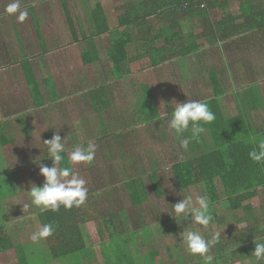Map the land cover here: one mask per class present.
<instances>
[{"label": "trees", "instance_id": "16d2710c", "mask_svg": "<svg viewBox=\"0 0 264 264\" xmlns=\"http://www.w3.org/2000/svg\"><path fill=\"white\" fill-rule=\"evenodd\" d=\"M80 1L83 7L90 1L94 2V7L90 10L91 23L86 29L88 33L81 30V38L75 37L77 43L84 41L88 44L87 47L83 48V52L80 55L81 62L83 65H89L99 61L96 47L90 40L98 36L107 35L108 39H110V51L108 54L110 68L109 71L104 70L102 76L88 84L84 90H77L72 94H62L63 91L61 93L58 90L52 77H47L43 80L46 89V95H44L38 85L39 83L35 77L29 57L25 54L24 59L20 61L24 79L32 99L35 101V107H46L43 110L46 112H50L53 109L57 111L63 110L65 106H68V102L74 99L75 94L79 93L84 100L83 103H86L87 109L92 111L96 117V122L102 119L105 120L108 112L113 111L111 95L108 94L111 82L117 84L129 76L139 75L143 71L140 64V56L130 57L128 54V48L135 45V40H133L134 31H138L140 36L150 34V30L153 27L152 22L155 19L160 23V27L150 37L153 45L148 47L149 50L146 53L148 58H150V62L155 66L158 65V57L163 59L160 61L161 63L167 61L169 56L176 52L181 57L187 58L200 47H202V51L210 49V53L216 54L215 58L217 57L216 61L218 62L220 54L227 47L230 48L229 41L231 37L236 35H241L237 46L240 47L239 51L242 53H248L247 48L242 50V47H255L252 43L256 41V36L262 41L264 40V0H237L239 1L238 13L232 14L228 11L227 15L222 12V15H218L221 17L217 21L210 20L211 15L218 14V11H215L218 9H215V7L225 11L231 0H222L221 3L223 5L221 4L220 6L217 4L220 0H205L206 7L204 9H199V2H194L193 0H139L135 4L126 6L123 13L117 16L119 25L115 28L110 27L108 18L100 5V0ZM63 8L66 11L69 29L75 36V29L67 12L68 6L65 3ZM185 18L191 20L188 26H186V22L181 21ZM166 22H168V26ZM199 29H201L200 32ZM36 30L42 52L46 53L41 33L38 29ZM146 31L147 33H145ZM187 34L190 37L191 46L186 42ZM162 38H164L165 44L161 48L156 47L154 41ZM197 40L201 42L200 45ZM179 47L183 49L180 51L178 50ZM258 55L264 56L262 52ZM9 62L11 65L19 63L18 60L12 59ZM239 62L240 68L247 67V69L238 71L237 78L230 79L232 73L218 69L215 63L214 69L208 71L207 84L205 85L204 83V88L194 91L196 97L192 96V100L197 98L199 101L207 102L209 109L215 114L216 118L210 124L204 125L206 132L201 134L198 140L190 143L187 152L180 148L179 139L168 129L167 121L161 118L164 107L163 102L165 103L164 111L167 113L173 110V102H182L162 100L158 94L153 93L141 81L142 92L136 95V99L127 105L125 110L122 109L124 116L110 120L106 118L107 123L112 126V130L120 132L128 128L154 127L159 141L165 140L167 145L160 144L157 147L156 158L147 159V166L143 168L136 164L140 162V158L132 160V156L128 157L119 151L123 155H120V165L117 166V170L113 161L115 152L107 151L104 153L99 146L98 154L100 158L97 160L98 158L94 154V160L91 163L93 169L97 171L95 166H98V163L103 166L102 161L107 162L111 159V163L107 165V172L104 173L105 177L95 178L93 176L90 179V184L89 182L85 184L88 188L86 201L78 207L73 206L65 209L61 206L56 212H42L39 210L37 214V222L40 226L44 223H51L55 229L54 233L47 239V242L50 243L48 260H38V253L34 251L35 249L32 252L23 249V245L14 247L11 235L1 225L0 252L15 248L18 253L16 256L18 264H27L29 256L37 264H50L60 259H63L65 264H137L134 256H137L138 248L135 246L136 241L134 240H139V237L144 232L146 233L143 235V239L147 240L148 238L151 239L154 233L159 232L167 250L168 243H170L166 236L168 234L166 228L172 218L169 221H165L162 220L159 214H152L150 211L148 218L151 217L153 219L150 220L151 223L159 220V229L154 226L151 229L150 226H147L150 224L143 220V218L146 220L143 216V210L145 209L146 211L149 207L148 205L152 202L151 193H154L159 198L160 196H165L162 197V200L170 198L171 200H167L168 203L171 201L177 203L184 198L182 195L192 197V194L196 193L197 196L204 189L207 190L213 219L209 224V230H207L208 225L206 227L197 226L193 231H198L205 235L206 238L212 232H221L220 226L223 222L219 218L220 210L216 211L215 206L218 204L221 206L222 201L228 203L231 211H240L239 220L242 216L246 217L248 223L251 219L252 222H255L253 227L252 225L247 226L245 232L239 235L238 232H235L227 236L221 232V243L210 249L211 255L220 256L222 254L219 255V253L230 252L229 256L232 257L238 251H245L241 249V246L247 245L248 242L254 241L259 236H264L263 221L261 220L260 224L254 221L256 218L254 209L257 207L263 208L264 201L251 202V200L264 195V165L254 163L248 156L249 151L255 147L254 140L264 137V125L262 124L264 111L261 110L264 104L259 91L261 88L258 86L262 83L264 84V78L256 81V77H259L260 73L256 72L251 65L245 66L243 63L249 61H244V58ZM12 73H9L8 77ZM138 79L140 81V76ZM171 88H174L175 94L179 95L177 91L181 90L180 86ZM187 92L193 93L192 90ZM61 100H63L62 103L60 102ZM58 105L64 108H59ZM128 108L132 112H129ZM260 112L262 113L260 117L254 116V113L259 114ZM101 115H103V118L100 117ZM14 124L11 121L9 129L8 124H5V122L0 124V133H2L0 142L4 146L8 145L12 140L5 136V132L12 130ZM61 129L63 134L70 133L67 130L68 128L63 125ZM184 135L190 136V132H186ZM60 136L63 137L62 134ZM120 139L122 138L116 139L119 146L118 149L124 147V145H121L123 139ZM77 142L81 143L82 138L77 139ZM68 145L66 142V149L70 151L73 145ZM23 153L21 150L20 154ZM62 155H64L65 159L61 162V166H66L68 164L67 152ZM0 157L2 164L6 165V162L2 160L1 154ZM36 160L37 158L34 159V161ZM46 160L52 162L47 157V153L45 158H41L39 162ZM15 168H20V166ZM167 171L172 176L173 184V190L169 191L168 195H166L165 187L162 185L164 173H167ZM5 174L6 178L2 179L0 184L8 183V186L11 185V191L9 190V192H15L16 194V188L18 189V187L15 186L11 168L6 169ZM114 176L113 185L110 186L109 183L112 181L110 177ZM121 177L126 179L123 180L122 184L124 185L121 186V189L124 188L129 207L133 208L135 213L134 211L128 212L127 208L125 210H114L111 207L107 214L104 215L98 200L105 197L109 191L111 201V191L116 192L120 187L118 182L122 179ZM108 184L109 186H107ZM160 199L157 198V201H161ZM259 201L263 204H260ZM155 218L157 219L155 220ZM89 222L95 225L96 234L99 236L98 243L92 245H87L85 242V239L87 240L88 238L86 225ZM148 228H150L149 231ZM202 228L206 230V233H202ZM95 246L96 249L90 252V248ZM97 247L100 248L97 249ZM174 247L180 250L177 243L174 244ZM180 254H182L181 250ZM145 255L148 256H146L142 264H158L156 261L160 256L159 250H151ZM238 255H241V253ZM180 259L182 258L180 257ZM215 259L214 257V261ZM227 259L230 260L231 258ZM192 261L193 259H191L189 264H195Z\"/></svg>", "mask_w": 264, "mask_h": 264}, {"label": "rangeland", "instance_id": "374dc122", "mask_svg": "<svg viewBox=\"0 0 264 264\" xmlns=\"http://www.w3.org/2000/svg\"><path fill=\"white\" fill-rule=\"evenodd\" d=\"M132 1L133 0H104V4L106 5V8L110 9V7L113 8L115 6H118L119 2H120V4H122V3H133ZM10 2H12V0H0V20H3V22L0 23V38H1L2 43H4L5 40L8 41L9 36L13 31L12 28L15 27V28H17V31H19V30L21 31V32H19V34H21L22 38L25 35L24 42L28 46L31 47L30 49H27V50L35 49L34 44H36L38 38L34 39V37L37 36L36 30L34 27V21H37L38 23H36V25H37V27H39V31L42 34L41 36H43L42 40H43L45 46L46 47L48 46V48H52L54 46L60 47L62 45V47H63V53L62 54H61L60 50H59V53H55L53 51L52 52L53 54L50 53L46 57V63L47 64L46 65H45V63L43 64L42 70H39L37 66L34 67L35 77L38 80V82H40L42 84V80H44L47 77H52L53 82H54L55 86L58 88V90L60 92L63 91V93L61 92L62 94H65V93L72 94L73 92H75L77 90H79V91L84 90L88 84L92 83L93 81L97 80L98 78H100L102 76V74L104 72L103 63L104 64H110L108 61V54L110 51V46L108 45L106 47V44L102 39H95V38L91 39L90 42L94 43V45L96 47V51L98 49L97 52H99V55H100L103 62L93 63L92 65H90L87 68L80 67L79 66L80 63L76 64V62H79L81 60L80 59L81 53H76L77 51H75V50H74V52L71 51L72 44H70L71 36L69 35L68 20L66 17V11L60 5L59 0H21V7L23 9H25L27 12L29 9H31V11H32L31 14L29 12V15H28V16H30L29 21H32V24H29V27H25V24H26L25 21L22 23L18 22L15 15H8L5 12V8H6L7 4H9ZM73 4L74 5H72V6L70 5L67 8V12H68L69 16L71 17L72 13L77 15L81 25L84 28H86L87 25H89L91 23L89 13L82 11V9L84 7L81 8L79 6L78 0H75V2ZM87 5H88V8L89 7L93 8L94 2L90 1ZM238 9H239V1L231 0L230 3L228 4L226 10L225 11L220 10V11H223L228 15V11H229V13L237 14ZM89 10H90V8H89ZM215 11L216 12L218 11V14L215 13V15L216 14L219 15L220 11L219 10H215ZM110 15L112 16V18H110L111 21H110L109 25L110 26H114V25L116 26L117 21L114 20L115 19L114 14L111 12ZM12 19H13V21L11 22ZM153 24L155 25V21H153ZM26 33H30L29 37H26ZM104 36H106V35H104ZM104 38H106V37H104ZM133 38H134L133 40H135V41H139V42L144 41V39L141 38L137 32L134 33ZM186 38L188 39L189 36L186 35ZM197 41L199 42V40H197ZM158 42L159 41H157V43ZM252 44L255 47H252V46L249 47L248 46L247 47L248 53H242V54L240 53L238 55V57H239L238 59L244 58V61H250L249 64L253 68L257 69V71H260V68H262L264 66V57L262 55H258V54H260L262 52V54L264 55V40L262 41V39H259L256 36V41H254ZM87 45L88 44L86 42L80 41L78 44V48L81 50V48H84L85 46L87 47ZM188 45L191 46L190 40L188 41ZM138 50H139L138 46H130L128 48V52H129L130 56H135L136 51H138ZM178 50H181V47H179ZM260 50H261V52H260ZM1 52L2 51H0V58L2 57V54H3V53L1 54ZM65 56H66L67 61L64 62L63 57H65ZM195 56H200V55H193V56H190L187 58L182 57L183 59H180L178 61L180 63V70L182 73L185 72L182 68V62H187L189 65H192L193 63H197V60H199V58H196ZM256 56H258V57H256ZM246 57H247V59H246ZM175 59L176 60H175L174 64L178 65L177 56ZM145 62H146V65H149L148 60H145ZM208 63H210V62H208ZM143 64H144V62H143ZM206 65H210V64H206ZM144 66H145V64H144ZM172 67L175 71L177 70V68H175L174 66H172ZM189 71L191 74V78L192 77L197 78L201 75V70L195 71L193 67ZM208 71H210V69H207L205 71V75H208ZM163 72L166 75V69H164ZM259 73H260V76L256 77V81L257 80L260 81L261 79L264 78V71H261ZM157 74H160V72H157ZM164 74H162V75H164ZM176 74L178 77L177 82H181L179 71ZM7 77H8V70L6 68L0 69V124L2 122L11 123L12 119L14 120L13 123H15V124L13 125L12 130L5 132V136L8 139H12L11 142L5 146L0 142V154L2 155L3 162H6V165H3L2 161H1V157H0V181L2 179L6 178L5 170L8 168H11V173L14 176L13 180L15 182V186L18 187V189L16 188L17 193L15 194V192H13V193L9 192L11 185L8 186V183H1L0 184V194L2 196L0 198V225L4 226L7 229L8 233L11 235V240H13L12 242H13L14 247L15 246L18 247L20 245H23L24 246L23 249H25L26 251H32V252L35 249L34 251L36 253H38V256H37L38 260L47 259V257H49V255H50L48 253V247H50V243L47 242L48 238L42 239L36 244H34L30 239L33 232L38 231L40 228V225L37 222L38 221L37 220V214L39 212V209L36 208L35 206H33V207L29 208L27 211H25L23 209V205L25 203L30 204V202H31L30 196L27 192L30 190L31 186L35 185L38 187L39 185H42L44 182V178L39 174L40 163H43V164L51 167L52 162H49L47 160L43 161V162H39L37 160L34 161V159H36L38 157H40L42 159L45 158L46 152H45V145L43 144V142L45 140L50 139V137H52L53 134L56 133L58 130L59 135L60 134L63 135V137H61V138L62 139L65 138L66 142L69 145H75V144L86 145L89 142L94 143L96 145V150H95L96 158H98L97 160H99V158H100V155L98 154V151H99L98 143L99 142L97 143V141H99L98 139L101 138L102 135L100 133L97 135L95 132L91 131L92 128L88 126L89 123H94L95 126H97L96 124L99 122H96L97 121L95 119L96 117L91 115L90 110H89L90 112L87 111L88 109L85 108L86 103H83L84 100L82 99V97L79 93H76L74 99H71L69 101V102H73V107L75 108V111L77 112L76 121L78 120V122L80 124L79 125L75 124V126H77L79 132L75 131L74 133L70 132L69 134H66V133L63 134L62 129H61V126H62L61 122H62V124L65 122V121L63 122L64 115L62 116L60 113H57L56 109L55 110L53 109L52 111L45 112L43 115L41 114V116H39L38 114L40 111L39 112L33 111L35 105H34V102H33V99H32V96L30 94L28 87L26 85H23L24 79L21 80L22 78H19V79L18 78H14V79L11 78V81H13V84H10L7 82ZM158 77H161V75H158ZM173 82H175V81H173ZM207 82H208V77L206 78L205 82L203 81L202 83H205V85H206ZM119 83H120V85H118ZM9 85H12V86L15 85L16 87H13V88L10 87L9 88L8 87ZM116 85L111 84V85H109V88H108V92L111 93V103H112V108H113V111L111 110V112H108V114H107L109 119H116L117 115H120V116L123 115L122 108L125 110V107L128 105L127 102H129V98L132 99L133 97L136 96L135 94L133 96V92L135 90H137V91L139 90L138 83L135 80V78L132 76H129L127 79H125L122 82H118ZM258 86H260V88H261V90H259V91H260V95L262 96V99H263L262 103L264 104V84L262 83ZM41 90L45 94L44 86H41ZM16 91H18L17 96L19 94V91L21 92V96L19 98L16 97L13 93ZM70 94H68V96H70ZM14 99L16 100L15 102H14ZM60 102L62 103V101H60ZM69 102H68V105H70ZM10 103L13 105L12 109L11 110L6 109L5 108L6 105H9ZM57 104H59V103H57ZM58 107L64 108L60 105H58ZM69 108L70 107L67 108L68 115H70L69 114V110H70ZM261 110L264 111V107L261 108ZM128 111L132 112L130 108H128ZM13 112H15L16 116L10 117L13 114ZM86 114L89 116L88 119L86 117H84V115H86ZM261 115H262L261 112L259 114L254 113L255 117H260ZM90 116H92V117H90ZM100 117L103 118V115H101ZM78 118L80 119V121ZM70 119L73 120L72 117ZM25 120L27 122H31V124L26 125V123H25V125H21L20 122L25 121ZM104 123L106 124V120L104 121ZM262 124L264 125V121H262ZM111 127H112L111 125L108 126L109 130L111 129ZM73 128L75 129V127H73ZM67 130H68V132L70 131V129H67ZM26 136H30L31 140L35 141V145H33L35 149L31 152L29 158H25V157H23L22 154L19 153V150H21L24 146L23 142H29V139L26 141L23 140V137H26ZM0 137H2V133H0ZM82 137L85 139V141L78 143L77 139H81ZM14 142H16V143L13 144ZM15 148H18V150L16 152H14ZM100 148L104 153H106L108 151V150L103 149L102 143H100ZM28 153L29 152H27V154ZM122 153L125 154L126 156L130 157V156H133L136 152H134V151L132 152L131 150H129V152L128 151H122ZM141 153H142V155H144V152H141ZM30 160H32V161L29 162ZM113 161H114V167L117 170L118 169L117 166L120 165V161H119L117 155L116 156L114 155ZM105 162L106 161H102L101 163L105 164ZM29 164H32L33 168H31L29 170V174H28L29 167H27V166ZM17 166H20V168H15ZM145 166H147V161L146 160H140L139 167L143 168ZM95 169H97V171H95L93 169L91 164L90 165L89 164H79V165H73L72 166V170L80 178L84 179L86 181V183L89 182V184H90V179L93 176L95 178L105 177L104 173L107 172V165L102 166V164L98 163V166H95ZM164 174L166 176L168 175L167 173H164ZM166 176L163 177V184L162 185L165 187L164 191H166V195H168L169 191L171 192L173 190V184H172V181L170 180V178L166 177ZM30 178H32V179H30ZM110 179L112 181L109 184H110V186H112L113 180L115 179V176L110 177ZM123 180H126V179L123 177L122 179L119 180L118 184L120 187L116 190V192L111 191V197H112L111 201L113 200L112 203L110 201L109 191L107 192L105 197H102L98 200L100 209L104 215L107 214V211H109L111 209V207L114 208V210H121V209L125 210V208H127V211L130 213L132 211H134L133 208L129 207L128 200H127L126 195L124 193L125 192L124 188L121 189V186L124 185V184H122ZM104 183H106V182H104ZM12 184H14V183L12 182ZM109 184L107 186H109ZM200 190H201V188H200ZM3 196L5 197L4 199H3ZM182 196L184 197L185 195H182ZM197 196H198V194H197ZM197 196H196V193L192 194L194 204H195V199ZM151 199H153V198H151ZM257 200H263L264 201V195L259 196L257 199L251 200V202L257 203ZM163 202H167V200L164 198ZM259 203L263 204L264 202L261 203L259 201ZM218 205L215 207H216V211L220 210L219 218L223 222L221 224L220 228H221V232H223L224 235L228 236L229 234H234L235 232H238V235H239L240 233L245 232V230L247 229V226L252 225V227H253L255 222L250 221L248 223L247 221H244V220L240 221L238 218V216L240 215V211H231L229 209L228 203L226 201H222L221 206H218ZM161 208H163L162 211L167 216L170 217L172 215V212L170 211L169 206H163ZM255 212L256 213H254V214L256 215V218L254 221H256L257 223L260 224V222L262 220L264 223V216H263L264 207L263 208L257 207L255 209ZM134 213H135V211H134ZM143 213H142L143 216L146 218V220L143 218L144 221H147V223H149L150 220H153L151 217H149L150 219L148 218V209L146 211L144 209ZM184 223H185V225H184ZM34 224H35V226H34ZM181 225L183 228H185V230H183V228H181ZM237 225L239 226V229L237 228ZM197 226L203 227L202 225L196 224L191 219L189 221H187L185 219V220L181 221V223L179 220H177V221L175 220V223L173 226V227H175L174 228L175 231L170 232V235L168 236V241L171 239L174 242H179L180 244H182L183 243L182 242V232H186L190 229L193 230ZM232 226H236V227H234V229H232L231 228ZM209 229H210V225L207 227V230H209ZM149 230H150V228H148V231ZM94 231H95V225L90 224L91 238L88 236L87 240L85 239V242L87 245H92L94 243H98L99 236L96 234V237H95ZM145 233L146 232H144V234ZM144 234H142V236L139 237V244L142 245L141 248L143 249V252H142V249L140 248L141 252L139 254H142V253H145L146 251L157 248L161 254V259H162V263H160V264H173L167 260L168 257L166 254V250L164 248L165 246L162 245L163 239H162L161 235H159V232L154 233V237L151 238L150 240L143 239ZM92 236H94V238H92ZM141 240L143 241V243L141 242ZM252 243H254V241L248 242L247 245L241 246V249L245 250V251H250V248H252V245H251ZM248 245H249V248L246 247ZM182 247H185V246L182 245ZM98 248H100V247H97V249ZM95 249H96V246L90 248V252H92ZM240 252L241 251H238L237 254ZM41 253H43L42 256H40ZM224 253L227 254L229 252H222V255H220V256L215 255L214 257L216 259H215V261H213V264H215V262L217 264H222V261L225 258H231L229 256V254L227 255L228 257H226L224 255ZM17 254L18 253L16 252L15 248H12V249L5 251V252H0V264H18L17 257H16ZM179 254H180V252H179ZM180 256L182 258V254H180ZM185 257L188 258L189 256L187 254H185L184 255V261H185ZM234 257H235V255H234ZM134 258L137 259L138 256H134ZM190 258L193 259L192 262L195 264H204L203 259L201 257H199L198 255H190ZM32 259L33 258H31L29 256V260H28L29 262H27V264H37ZM246 260L248 261V264H257L255 259H250V261L252 263H250L248 258H246ZM231 262H234V260L233 259H231L230 261L228 260L227 264H230ZM50 264H65V263H64L63 259H60V260H58L56 262H52ZM121 264H124V263H121Z\"/></svg>", "mask_w": 264, "mask_h": 264}, {"label": "crops", "instance_id": "0c3cea01", "mask_svg": "<svg viewBox=\"0 0 264 264\" xmlns=\"http://www.w3.org/2000/svg\"><path fill=\"white\" fill-rule=\"evenodd\" d=\"M137 1H139V0H133L132 1L133 3H122V4H120V2H119L118 6H115L113 8L110 7V9L106 8V5L104 4V0H100L99 2H100V5L103 8V11H104L105 15L108 18L109 24H110V21H111L110 18H112L110 13L112 12L114 14V17H115L114 20L117 21L116 26H118L119 22H118L117 16L119 14L123 13V11L126 8V6L131 5V4H135ZM59 2H60V5L63 8L64 3H65V5H67L69 7L70 5L71 6L74 5L73 3L75 2V0H59ZM221 2H222V0L218 1L217 4H219V6L221 4L223 5V3H221ZM78 4H79V6L81 8H83V5L81 4L80 0H78ZM89 8H90V10L92 9L91 7H89ZM89 8H88V5H86L84 7L85 10L82 9V11L88 12L89 15H90ZM215 9H218L219 11L221 10V8H218V7H215ZM29 12L31 14V12H32L31 9L28 10V13ZM222 12L223 11H220L219 15H222ZM217 16L218 15H214V16L211 15L210 20L211 21L219 20L221 16L220 17L219 16L217 17ZM70 18H71V23L73 24V27L75 29V36H74L73 33L71 32V30L69 29V22H68L69 35L71 36L70 44H72L71 51L74 52V50H75V51H77L76 53H82L83 52V48H81V50L78 48V43L79 42L77 43L75 37H77L79 39L81 38V35H80V31L81 30L82 31L84 30L86 33H88L87 30H86L88 25H87L86 28H84L81 25V23L79 22L78 16L73 14V13H72V16ZM213 18H214V20H213ZM29 20H30V16H28V18L25 20V22H26L25 27H29V24H32V21H29ZM189 20L190 19L185 18V19H183L181 21H183L184 23L186 22V24H187L186 26H188L189 23H191V20H190V22H189ZM12 21H13V19L11 20V22ZM154 21H155V25L153 24V27L150 30V34H145L144 37H143V36H140L138 31H136L138 33V35L141 38L144 39V41H141V42H139V41H135L134 42L135 43L134 46H138V48H139V50L136 51V55L135 56H140L139 59H140V64H141V66L143 68V71L139 75H134L133 76L135 78V80L137 81L138 86H139V90L138 91L135 90L133 92V96H134V94L135 95H137V94L139 95L142 92L141 86H140L139 83L141 81H143L145 83V85L151 91H153V93H155L156 95L158 94L162 98V100H164V101H168V102H171V101L186 102L187 100H192L193 99L192 96L196 97V94H195L194 91H197V90H200L201 88H204V86H203L204 83H202V82L203 81L205 82V80L207 78V75H205V71L207 69H210V70L214 69L213 66H215V63L217 64L216 67L218 69L227 70V71L232 73V77L230 79L237 78L236 76H237V72L238 71H243V70L247 69V67L240 68V65H239V63H240L239 61L241 59H238L239 58L238 55L240 53L242 54V52L239 51L240 47L237 46V44L240 42L241 35H236V36H232L231 37V40L229 41L230 42V48L227 47V49L222 54H220V56H219L220 58H219L218 62L216 61L217 57L215 58L216 54L213 55V53H210L209 52L210 49H207V50L205 49V51H202V47H200L197 51H195L193 54L188 56V57H190V56H193V55H200V56H195L196 58H199V60H197V63H193L192 65H189L187 62H182V68L185 71L183 73L180 70V63L178 62L180 59H183V58L177 52L173 53L171 56H169V59L167 61H164L162 63L160 61L163 60V59H161V57H158L157 58L158 59L157 60L158 65L155 66L154 64H152L150 62V58H148V56L146 54V53H148V50H149L148 47H151L153 45L152 42L150 41V37L153 36V34H155L158 31L159 27H160V23L156 19ZM2 22H3V20H0V23H2ZM36 23H38V22L34 21L35 30L36 29L39 30V27H37ZM167 24H168V22H166V25ZM114 26H110V27L111 28H115L116 26L115 27ZM79 27H81V28H79ZM12 29H13V31L10 34L8 41L5 40V42L2 43L1 42V38H0V51H2L1 54L3 53L2 57L0 58V69L6 68L8 70V74L11 73V72H14L12 75H10L7 78V82L10 83V84H13V81H11V78H13V79L14 78H18V79L22 78L21 80L24 79V76H23V73H22V66L20 65V61L22 59H24L25 54H27V56L29 57V61L32 64V69H33L34 74H35L34 67L37 66L39 70H42L43 69V64L44 63H45V65L47 64L46 63V57L50 53L53 54L52 53L53 51L55 53H59V50L61 51V54L63 53L62 45L60 47H58V46L57 47L56 46L52 47L51 46L52 48H48V46L47 47L45 46V49H46L47 52L43 53L41 44H40V42H38L39 40H37L36 44H34L35 49L27 50V49H30L31 47L28 46L24 42L25 35L22 38L21 34H19V32H21L20 30L17 31V28H15V27H13ZM200 31H201V29H199V32ZM134 33H135V31H134ZM146 33H147V31H146ZM36 34H37V30H36ZM29 35H30V33H26V37H29ZM187 36H189V35L187 34ZM104 37H106V38H104ZM37 38H38L37 36L34 37V39H37ZM95 39H102L105 42L106 47L108 45L110 46V39H108L107 35L106 36L103 35L101 37L98 36ZM188 39L190 40V37ZM188 39L186 38V42L189 41ZM157 40H159V39H157ZM157 40L154 41L155 42L154 45L156 47H158V48H161L165 44L164 38L160 39L158 43H157ZM197 43L200 45L201 42L199 41ZM246 48H247V46L242 47L241 49L245 50ZM182 49L183 48L181 47V50ZM97 51H98V49H97ZM150 53L152 54L151 51H150ZM128 54H129V52H128ZM98 56H99V61H97L95 63L103 62L101 57H100V55H99V52H98ZM129 56H130V54H129ZM176 56H177L178 65L174 64V62L176 60L175 59ZM130 57H133V56H130ZM11 59L12 60H18L19 63L16 64V65H11L10 62H9V60H11ZM145 60L149 61V65H146ZM63 61L64 62L67 61L66 56L63 57ZM143 62L145 64V66H144ZM208 62H210V63H208ZM226 62H227V64H225ZM249 62H244L243 64H245V66L246 65H250ZM79 63H80V65H79L80 67H85V68H87V67H89L90 65L93 64L92 63V64H89V65H83L81 60L79 62H76V64H79ZM206 64H210V65H206ZM171 65L174 66L175 68H177V70L175 71ZM192 67L194 68L195 71L201 70V75L199 77H197V78L196 77H192L191 78V74H190L189 70H191ZM109 68H110V64H104L103 63V69L105 71H109ZM164 69H166V75L163 72ZM178 71L180 73V81L181 82H177L178 77H177L176 73ZM255 71L258 72V73L261 72V71H264V66L262 68H260V71H257V69H255ZM157 72H160V74H157ZM162 74H164V75H162ZM158 75H161V77H158ZM139 76H140V81L138 79ZM122 81H124V80H122ZM122 81H119V82H122ZM173 81H175V82H173ZM38 83H39L38 85H39L40 90H41V86H44V81L42 80V84L40 82H38ZM111 84H114V83L111 82ZM23 85L27 86L25 79L23 80ZM114 85H116V84H114ZM118 85H120V83ZM174 86H180L181 87V90L177 91V93L179 95H176L175 94V89L171 88V87H174ZM8 87L9 88L10 87L13 88V87H16V86L15 85H13V86L9 85ZM168 87H170V88H168ZM186 87H188V88H186ZM44 88H45V86H44ZM185 88H186V90H185ZM188 90H192L193 93L192 94L188 93L187 92ZM13 93L18 98L21 96V92L20 91H19L18 96H17L18 91L13 92ZM108 94L111 95V93H109V92H108ZM44 95H46V89H45V94ZM136 97L137 96L133 97L132 99L129 98V102H127V104L128 105L131 104L133 102V100L136 99ZM110 99H111V97H110ZM196 100H198V99L196 98ZM15 101L16 100L14 99V102ZM61 101H63V100H61ZM33 102H35V101L33 100ZM11 103L9 105H6L5 108L11 110L12 107H13V105ZM69 103H70V105L66 106L63 110L57 111V113H60L62 116L64 115L63 122L64 121L65 122L63 124L61 122V125H63L64 127H67L68 129H70L69 132H72V133H74L75 131L79 132L77 126H75V124H78V125L80 124L78 122V120L76 121L77 112L75 111V108L73 107V102H69ZM68 107H70L69 108L70 109L69 110V114L70 115H68V113H67V108ZM85 108L87 109V106ZM44 109H46V107H41V108L40 107L39 108L34 107L33 111H35V112L36 111H38V112L40 111L38 115L41 116V114L43 115L46 112V111H43ZM87 111H89V110H87ZM90 113H91L92 116H94L92 111ZM12 116H16L15 112H13V114L10 117H12ZM92 116H90V117H92ZM122 116H124V114L121 115V116L117 115V118H120ZM71 117L73 118V120L70 119ZM84 117H86L88 119L89 116L86 114V115H84ZM106 118L108 120V116H106ZM106 118H105V120H106ZM107 120H106V124L104 123L103 120H99L98 121L99 123H97V126H95L94 123H89L88 126L91 127L92 128L91 131L95 132L97 135L99 133L102 135L101 138L98 139L99 141H97V143L99 142L98 146H100V143H102L103 149L111 151V152H115L114 153L115 156H116V154H118L117 155L118 159L120 158V155H123L121 153L122 151H128L129 152V150H131L132 152L133 151L136 152L132 156V160H137L138 158H140V160H146V161H147V159H152V158L154 159L157 156V154H156V151H158L157 147L160 144L167 145V141H165V140L159 141V139H158V137L156 135V131L154 130V127H150V128H147V127L128 128V129H126L124 131L121 130L122 132H120V131H115V130H112V129L109 130V128H108L109 124L107 123ZM11 121H14V120L12 119ZM79 121H80V119H79ZM25 123H26V125L31 124V122H27L26 120L20 122L21 125H25ZM5 124H8V129H9V124L10 123L9 122H5ZM73 127H75V129ZM118 138H122L123 139V140L120 139V140H122L121 145H124L123 148L118 149V147H119L118 146V142H116V139H118ZM28 139H29V142H23L24 146L21 149L22 152H24L22 155L25 158H29V156L31 154L30 152H32L35 149L34 146H33V145H35V141L31 140L30 136L23 137L24 141H26ZM50 139H51V137H50ZM170 139H171V137H170ZM82 141H85V139L83 137H82ZM15 143L16 142H14L13 144H15ZM17 150H18V148H15L14 152H16ZM21 150H19V153H20ZM119 151H121V152H119ZM27 152H29V153L27 154ZM141 152H144V155H142ZM109 160L106 162V164H104V166L108 165L109 163H111V159H109ZM31 161L32 160H30L29 162H31ZM136 164L139 166V163H136ZM27 167H29V169H28V174H29V170L31 168H33L32 164H29ZM167 174H168L167 176L165 174H164V176L169 177L170 180L172 181L171 174L168 171H167ZM30 179H32V178H30ZM39 186H41V185H39ZM151 195H152L151 198H153V199H152L151 204L148 205L149 206L148 207V213L151 211L152 214H159L160 217H162V220L169 221L172 217L171 216L169 217L166 214H164V212L162 211L163 208H161V207L169 206L170 211L172 212V205H174L175 202L174 201H171L169 203L168 202H163L164 200L162 201V197H164V196H160V198H161L160 199L154 193H151ZM157 198L160 199L161 201L157 202L156 201ZM166 200H171V199L169 198V199H166ZM156 219L157 218H155V220ZM186 220L189 221L190 219L188 218ZM240 220L246 221V217H241ZM250 221H252V219L249 220V222ZM174 223H175V220H174V218H172L171 222H169V224L167 225V228H166V231H168V234H166L167 237L170 235V232H174L175 231L174 230L175 227H173ZM90 224H93V223L92 222L87 223V225H86L87 229L86 230L88 232V236L91 238ZM149 224L150 225H147V226H150L151 229L153 228L152 226H154L155 228L159 229V226H160L159 220H156L154 223L149 222ZM184 225H185V223H184ZM234 227H236V226H232L231 228L234 229ZM181 228H183L182 225H181ZM237 228L239 229L238 225H237ZM183 230H185V228H183ZM190 230H192V229H190ZM201 230H202V233H206L205 229L202 228ZM94 232H95L94 236L96 237V230ZM159 235H161V234L159 233ZM94 236H92V238H94ZM153 237H154V235H152L151 238H153ZM148 240H150V239L148 238ZM134 241H136L135 242V246L138 248V254H137L138 258L137 259L135 258L136 262H137V264H142L143 260L146 258V256H148V255H145V254H147V252H149V251L151 252V250L146 251L145 253L139 254L141 252L142 245L139 244V240L135 239ZM141 242L143 243L142 240H141ZM175 243L178 244V247L180 248V250L182 252V259L183 260L180 259V257H181L180 254H179L180 250L178 248H177L178 249L177 250L174 247ZM162 245H164L163 242H162ZM182 245H184V244L183 243L180 244L179 242H174L173 240L170 239V243H168V246H167L168 250L165 249L167 257H168V259H167L168 261H170L173 264H189L190 263V261H191L190 253L186 250V247H182ZM132 246H133V244H132ZM254 246L255 245L253 243L252 244V248H250V251H241L240 252L241 255H238L239 253L238 254L236 253V254H233L232 257L230 256L231 259L234 260V262H231L230 264H240V263L241 264H248V261L246 260V258H248L249 261H250V259H255L251 255L252 252L254 251ZM246 247L249 248V245L246 246ZM155 249H157V248H155ZM155 249H152V250H155ZM142 252H143V249H142ZM216 252H217V250H216ZM229 253H227V254L224 253V255L226 257H228L227 255ZM185 254H187L189 257L188 258L185 257V261H184V255ZM219 255H220V253H219ZM234 255H235V257H234ZM156 262L158 264L162 263L161 254H160V256H159V258H158V260ZM227 262H228V259L225 258L222 261V264H227ZM250 263H252V262L250 261ZM215 264H217V263L215 262Z\"/></svg>", "mask_w": 264, "mask_h": 264}, {"label": "clouds", "instance_id": "9594fccd", "mask_svg": "<svg viewBox=\"0 0 264 264\" xmlns=\"http://www.w3.org/2000/svg\"><path fill=\"white\" fill-rule=\"evenodd\" d=\"M5 12L8 15H15L18 22H24L29 13L21 7V0H12L7 4ZM163 102V101H162ZM161 102V103H162ZM160 103V107H161ZM162 119L167 121V127L174 136L179 139L180 148L187 152L190 143L198 140L201 134L206 132L204 125L215 120V114L209 109L207 102L199 100H187L182 103L173 102V110L170 113L164 111L163 102ZM190 132V136H185ZM255 147L249 151V159L258 165H264V137L254 140ZM47 157L52 161L49 167L43 163L39 165V174L44 178L41 186L32 185L27 191L30 196V204L25 203L23 209L27 211L35 206L40 211L56 212L61 206L65 209L82 205L88 197L86 181L80 178L73 170V165L91 164L94 160L96 145L94 143L75 144L71 150L66 149V140L62 139L57 130L51 139L43 142ZM67 152L66 166H61L65 159L63 153ZM41 158H37L39 161ZM203 187V186H202ZM176 221L180 222L190 218L198 225L208 226L213 217L210 211V200L207 190L204 189L201 195L195 199V204L191 196H186L172 205V215ZM54 226L51 223H44L38 231L33 232L30 239L36 244L42 239H46L54 233ZM220 231L212 232L207 238L198 231L189 230L182 232V242L186 250L193 255H198L204 264H213L214 256L210 254V249L221 243ZM254 251L252 256L257 264H264V236H259L254 240Z\"/></svg>", "mask_w": 264, "mask_h": 264}, {"label": "built area", "instance_id": "2783aa9c", "mask_svg": "<svg viewBox=\"0 0 264 264\" xmlns=\"http://www.w3.org/2000/svg\"><path fill=\"white\" fill-rule=\"evenodd\" d=\"M193 1L194 2H199V5H198L199 9H204L206 7V2H204L205 0H193Z\"/></svg>", "mask_w": 264, "mask_h": 264}]
</instances>
